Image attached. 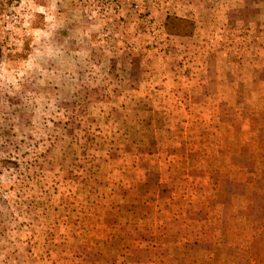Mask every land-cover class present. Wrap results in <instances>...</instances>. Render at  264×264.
<instances>
[{
    "label": "rangeland",
    "instance_id": "obj_1",
    "mask_svg": "<svg viewBox=\"0 0 264 264\" xmlns=\"http://www.w3.org/2000/svg\"><path fill=\"white\" fill-rule=\"evenodd\" d=\"M0 47V264H264V0H0Z\"/></svg>",
    "mask_w": 264,
    "mask_h": 264
},
{
    "label": "trees",
    "instance_id": "obj_2",
    "mask_svg": "<svg viewBox=\"0 0 264 264\" xmlns=\"http://www.w3.org/2000/svg\"><path fill=\"white\" fill-rule=\"evenodd\" d=\"M193 23L179 18L166 16L164 19V28L168 35L174 36H190L192 32ZM1 56V47H0Z\"/></svg>",
    "mask_w": 264,
    "mask_h": 264
}]
</instances>
